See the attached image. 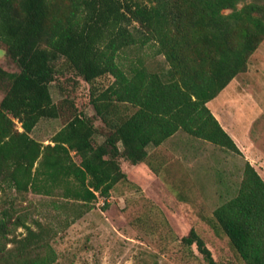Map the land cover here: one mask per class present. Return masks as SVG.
<instances>
[{
	"label": "trees",
	"instance_id": "obj_1",
	"mask_svg": "<svg viewBox=\"0 0 264 264\" xmlns=\"http://www.w3.org/2000/svg\"><path fill=\"white\" fill-rule=\"evenodd\" d=\"M263 41L264 0H0V42L16 67L0 65V193L89 209L128 179L122 159L150 164L149 148L179 130L240 153L208 102L247 70ZM146 46L164 65H123V52ZM66 73L90 85L95 114L75 111L44 143L31 133L61 117L67 100L56 102L51 85ZM104 76L112 82L96 86ZM14 202L0 215V264H53V246L15 217ZM208 221L246 264H264V179L249 161L238 193ZM19 226L24 239L11 236ZM183 241L217 264L195 229Z\"/></svg>",
	"mask_w": 264,
	"mask_h": 264
},
{
	"label": "rangeland",
	"instance_id": "obj_2",
	"mask_svg": "<svg viewBox=\"0 0 264 264\" xmlns=\"http://www.w3.org/2000/svg\"><path fill=\"white\" fill-rule=\"evenodd\" d=\"M121 55L123 65L140 58L150 68L164 65L163 56L151 46L128 49ZM0 65L16 69L1 42ZM71 75L59 78L61 88L55 82L51 85L54 100L67 101L61 117L39 122L31 133L36 139L49 140L75 111L95 114L90 85ZM112 80L101 77L96 86L106 87ZM221 93L226 118L229 107L248 108L244 122L251 127L254 140L264 145V41L251 55L247 70ZM96 124L101 126V121L96 119ZM235 127L244 131L245 126L235 122ZM149 149L150 164L133 166L122 159L128 179L118 182L108 199L99 197L89 209L66 208L59 197L7 189L0 193V215L14 199L15 217L21 215L40 234L38 240L53 246L57 253L53 264H209L196 244L183 241L191 229L205 241L217 264H246L225 232L215 230L208 221L218 206L238 193L245 166L242 158L183 130ZM81 209L83 214L78 216ZM27 233L19 226L11 236L24 239ZM18 244L11 242L7 248L14 250Z\"/></svg>",
	"mask_w": 264,
	"mask_h": 264
},
{
	"label": "crops",
	"instance_id": "obj_3",
	"mask_svg": "<svg viewBox=\"0 0 264 264\" xmlns=\"http://www.w3.org/2000/svg\"><path fill=\"white\" fill-rule=\"evenodd\" d=\"M221 92L219 93L218 96H216L214 99L208 102V107L212 108L211 109L212 113L219 120L223 128L231 135L236 145L240 149V153L237 152L235 153H237L240 156V158H242L244 164L247 161H249L257 169V171L264 179V145L260 144L259 140L257 139L254 140L251 127L249 126V124H245L244 122V119L246 118L247 115V110L249 109L243 107V108H238V110L237 109L232 110L231 109L232 107H229V109L227 110L228 112V119H227L226 118L227 114L226 112H224L225 110H222V104H220L222 103L221 98L225 97V96L222 97L223 95H220L222 94ZM233 103H237V102L234 101ZM235 122L244 124L245 126L244 131L237 130L235 127ZM40 141L45 143L48 142L49 140H40ZM139 164L133 166H137Z\"/></svg>",
	"mask_w": 264,
	"mask_h": 264
}]
</instances>
